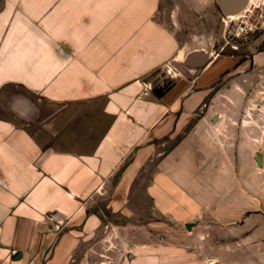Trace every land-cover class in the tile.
<instances>
[{
    "label": "crops",
    "instance_id": "0c3cea01",
    "mask_svg": "<svg viewBox=\"0 0 264 264\" xmlns=\"http://www.w3.org/2000/svg\"><path fill=\"white\" fill-rule=\"evenodd\" d=\"M174 3L0 0V264H264L238 129L193 110L206 73L153 83L179 60Z\"/></svg>",
    "mask_w": 264,
    "mask_h": 264
},
{
    "label": "rangeland",
    "instance_id": "374dc122",
    "mask_svg": "<svg viewBox=\"0 0 264 264\" xmlns=\"http://www.w3.org/2000/svg\"><path fill=\"white\" fill-rule=\"evenodd\" d=\"M159 19L174 31L181 51L204 46L210 49L211 56L202 67L174 60L168 66L169 72L158 69L153 73L154 85L160 83L161 75L166 86L172 80L170 73H189L190 77L206 73L207 93L193 110H204L209 117L217 113L222 126L238 129V147L235 152L232 149L237 173L253 179L255 195L264 196V0H250L235 18L225 16L215 0H184L182 5H161ZM199 157L200 153L194 151L191 158L198 161ZM145 174L141 172L133 189L144 187ZM238 184L239 188L249 185L245 181ZM126 218H133V214L121 215V220ZM156 232L159 238L183 239L178 230Z\"/></svg>",
    "mask_w": 264,
    "mask_h": 264
},
{
    "label": "water",
    "instance_id": "95a60500",
    "mask_svg": "<svg viewBox=\"0 0 264 264\" xmlns=\"http://www.w3.org/2000/svg\"><path fill=\"white\" fill-rule=\"evenodd\" d=\"M250 0H215L220 11L227 17L242 12ZM211 52L208 47L193 46L182 50L179 60L181 63L191 67H202L210 62ZM259 163H261L260 155H257ZM264 205V204H263ZM191 222H186L185 226L190 228Z\"/></svg>",
    "mask_w": 264,
    "mask_h": 264
},
{
    "label": "trees",
    "instance_id": "16d2710c",
    "mask_svg": "<svg viewBox=\"0 0 264 264\" xmlns=\"http://www.w3.org/2000/svg\"><path fill=\"white\" fill-rule=\"evenodd\" d=\"M154 92H155L158 96H161V94H162L163 91H162L161 88H160V89H159V88H158V89L156 88V89H154Z\"/></svg>",
    "mask_w": 264,
    "mask_h": 264
},
{
    "label": "bare ground",
    "instance_id": "6f19581e",
    "mask_svg": "<svg viewBox=\"0 0 264 264\" xmlns=\"http://www.w3.org/2000/svg\"><path fill=\"white\" fill-rule=\"evenodd\" d=\"M237 15H238V14H233V15H230V17H231V18H233V17L235 18V17H237ZM181 52H182V51L180 50V52H179V54H178V56H177L178 59L181 57Z\"/></svg>",
    "mask_w": 264,
    "mask_h": 264
}]
</instances>
